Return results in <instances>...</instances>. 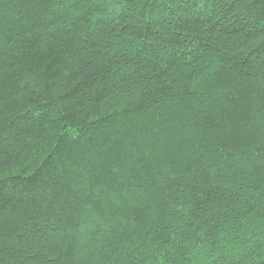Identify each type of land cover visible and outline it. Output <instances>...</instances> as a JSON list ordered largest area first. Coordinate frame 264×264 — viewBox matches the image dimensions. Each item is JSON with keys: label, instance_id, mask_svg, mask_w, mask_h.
I'll list each match as a JSON object with an SVG mask.
<instances>
[{"label": "trees", "instance_id": "1", "mask_svg": "<svg viewBox=\"0 0 264 264\" xmlns=\"http://www.w3.org/2000/svg\"><path fill=\"white\" fill-rule=\"evenodd\" d=\"M0 264H264V0H0Z\"/></svg>", "mask_w": 264, "mask_h": 264}]
</instances>
